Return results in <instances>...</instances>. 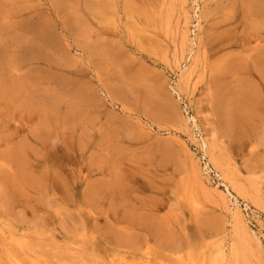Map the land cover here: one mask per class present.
I'll list each match as a JSON object with an SVG mask.
<instances>
[{
	"label": "rangeland",
	"instance_id": "rangeland-1",
	"mask_svg": "<svg viewBox=\"0 0 264 264\" xmlns=\"http://www.w3.org/2000/svg\"><path fill=\"white\" fill-rule=\"evenodd\" d=\"M0 264H264V0H0Z\"/></svg>",
	"mask_w": 264,
	"mask_h": 264
}]
</instances>
